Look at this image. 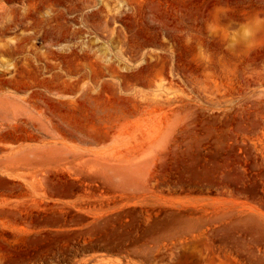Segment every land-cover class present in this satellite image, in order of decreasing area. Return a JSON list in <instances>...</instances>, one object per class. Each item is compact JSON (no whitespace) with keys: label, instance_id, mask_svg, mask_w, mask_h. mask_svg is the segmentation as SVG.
I'll use <instances>...</instances> for the list:
<instances>
[{"label":"rangeland","instance_id":"obj_1","mask_svg":"<svg viewBox=\"0 0 264 264\" xmlns=\"http://www.w3.org/2000/svg\"><path fill=\"white\" fill-rule=\"evenodd\" d=\"M0 264H264V0H0Z\"/></svg>","mask_w":264,"mask_h":264}]
</instances>
